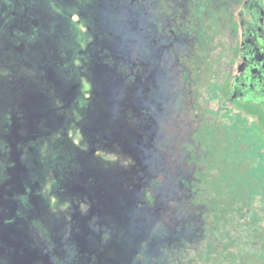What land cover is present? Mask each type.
<instances>
[{"label":"rangeland","instance_id":"obj_1","mask_svg":"<svg viewBox=\"0 0 264 264\" xmlns=\"http://www.w3.org/2000/svg\"><path fill=\"white\" fill-rule=\"evenodd\" d=\"M242 1L0 0V264H264Z\"/></svg>","mask_w":264,"mask_h":264},{"label":"flooded vegetation","instance_id":"obj_2","mask_svg":"<svg viewBox=\"0 0 264 264\" xmlns=\"http://www.w3.org/2000/svg\"><path fill=\"white\" fill-rule=\"evenodd\" d=\"M235 26L239 41L230 95L240 104L264 108V0H243Z\"/></svg>","mask_w":264,"mask_h":264},{"label":"trees","instance_id":"obj_3","mask_svg":"<svg viewBox=\"0 0 264 264\" xmlns=\"http://www.w3.org/2000/svg\"><path fill=\"white\" fill-rule=\"evenodd\" d=\"M233 99V98H232ZM234 100V99H233ZM235 101V100H234ZM237 105L244 108V110L255 117H257L259 123L264 129V108H261L259 106L251 105V104H240L237 101H235Z\"/></svg>","mask_w":264,"mask_h":264},{"label":"water","instance_id":"obj_4","mask_svg":"<svg viewBox=\"0 0 264 264\" xmlns=\"http://www.w3.org/2000/svg\"><path fill=\"white\" fill-rule=\"evenodd\" d=\"M232 95L235 96V92H233Z\"/></svg>","mask_w":264,"mask_h":264}]
</instances>
